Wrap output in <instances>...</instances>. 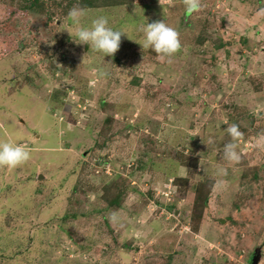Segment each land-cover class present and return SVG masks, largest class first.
Masks as SVG:
<instances>
[{"label":"rangeland","instance_id":"rangeland-1","mask_svg":"<svg viewBox=\"0 0 264 264\" xmlns=\"http://www.w3.org/2000/svg\"><path fill=\"white\" fill-rule=\"evenodd\" d=\"M30 2L0 0V141L30 151L0 167V264H264V0L182 22L185 0ZM72 8L125 32L113 55L78 43ZM158 20L169 57L138 43Z\"/></svg>","mask_w":264,"mask_h":264},{"label":"clouds","instance_id":"clouds-1","mask_svg":"<svg viewBox=\"0 0 264 264\" xmlns=\"http://www.w3.org/2000/svg\"><path fill=\"white\" fill-rule=\"evenodd\" d=\"M187 11L191 12L199 7L198 0H185ZM73 25L76 27L75 36L80 44H86L93 52L103 57L113 55L119 48L122 30L109 26V20L104 15L93 18L89 24H81L84 10L72 8L68 13ZM142 41L138 42L144 49H152L162 58L176 53L181 47L178 32L164 20L146 22L141 27ZM231 141L224 143L220 149V156L226 162H236L240 159L238 145L235 140L242 133L237 125L232 124L226 128ZM30 158V151L24 145L11 141H0V167L15 168Z\"/></svg>","mask_w":264,"mask_h":264},{"label":"trees","instance_id":"trees-1","mask_svg":"<svg viewBox=\"0 0 264 264\" xmlns=\"http://www.w3.org/2000/svg\"><path fill=\"white\" fill-rule=\"evenodd\" d=\"M37 2H38V0H31L30 4L32 5V4L37 3ZM191 12L187 11V9L184 8L181 15L179 16L180 21L182 22V21H184V19L188 18V16L190 15ZM181 18H182V20H181ZM178 21H179V19H178ZM177 28H178V25H177ZM121 187H123V183L120 185L119 188H117V193L115 194V196H112L111 198H109V201H108L109 206L114 205L115 207H117L118 205H120L119 197H120L121 192H123V188H121ZM198 208H199V206H198ZM197 211H200V210L197 209Z\"/></svg>","mask_w":264,"mask_h":264},{"label":"water","instance_id":"water-1","mask_svg":"<svg viewBox=\"0 0 264 264\" xmlns=\"http://www.w3.org/2000/svg\"><path fill=\"white\" fill-rule=\"evenodd\" d=\"M259 257H260L259 250H257L251 258V264H258Z\"/></svg>","mask_w":264,"mask_h":264}]
</instances>
